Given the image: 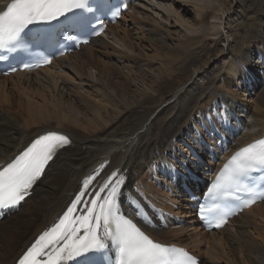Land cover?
Listing matches in <instances>:
<instances>
[{
  "label": "bare ground",
  "instance_id": "1",
  "mask_svg": "<svg viewBox=\"0 0 264 264\" xmlns=\"http://www.w3.org/2000/svg\"><path fill=\"white\" fill-rule=\"evenodd\" d=\"M141 6L151 7L156 17ZM126 13L131 14L128 17L133 21L138 16L147 19L145 29L159 35L156 38L161 43L166 39L174 41L173 47L135 42L125 26ZM208 16L211 23L198 26ZM121 19L109 26L103 36L81 46L80 51L85 49L83 55L76 50L34 73L0 76V163L45 132H62L71 141L47 165L32 194L18 210L0 220V264H14L34 236L63 210L80 179L104 163V176L116 170L126 176L123 191H131L130 183L136 181L144 193L173 213L174 219L166 218V228L156 221L154 228H148L155 239L189 248L201 264H264V201L217 231L202 234L196 225L185 232L188 221L175 216L181 212L165 203L169 198L157 184L146 181L150 162L167 163L168 154L174 149L189 152L181 141L187 140L192 124L199 121L204 126V121L211 118L210 112L217 111L225 100L237 102L233 111L243 125L233 148L264 135V89L255 98L248 97L255 79L264 81L262 63L263 73L259 70V76L248 68L251 48L257 49L261 61L264 59V0H138ZM240 28H248V35H240ZM160 30L167 36L163 37ZM141 37L139 40L145 39ZM239 44L245 48L238 49ZM107 48H112V52H106ZM110 53L119 57L113 64L99 58ZM114 75L122 80L121 89L114 87V81L112 85ZM38 80L46 85H39ZM132 81L137 86L140 83L142 90L135 89ZM40 86L48 88L49 98ZM240 88L245 89L240 92ZM62 91L83 95L80 100L84 106L79 101L74 103L79 109L88 107L91 111L92 118L86 126L73 115V109H62L61 101L55 98V92L62 95ZM244 91H249V95ZM240 94L249 104L238 101ZM94 120L101 127L97 134L91 126ZM202 150L205 157L206 150ZM183 154L184 158L188 156ZM195 165L200 171L205 169V165ZM172 192L183 195L177 188H172ZM184 207L192 214L187 203ZM232 223L237 227L227 229ZM197 239L205 243L204 248Z\"/></svg>",
  "mask_w": 264,
  "mask_h": 264
},
{
  "label": "snow or ice",
  "instance_id": "2",
  "mask_svg": "<svg viewBox=\"0 0 264 264\" xmlns=\"http://www.w3.org/2000/svg\"><path fill=\"white\" fill-rule=\"evenodd\" d=\"M93 11L90 0H8L0 7V50L16 48L31 25ZM78 22L70 21V26ZM64 38L75 39L71 35ZM70 143L67 135L49 131L34 139L6 166L0 165V209L16 207L24 201L49 162ZM103 167L100 165L82 181L80 192L63 215L19 256L16 264H101L98 257L105 251L114 252L112 264H197L196 257L187 250L155 241L123 214L119 195L126 178L118 170L106 177L89 201L82 199ZM255 173H264V138L230 156L205 193L206 198L213 199V207L202 208L201 215L214 212L215 227H221L232 213L225 212L219 201L231 200L248 207L257 198H264V185L260 189L254 186ZM81 204L86 210L79 208Z\"/></svg>",
  "mask_w": 264,
  "mask_h": 264
},
{
  "label": "rangeland",
  "instance_id": "3",
  "mask_svg": "<svg viewBox=\"0 0 264 264\" xmlns=\"http://www.w3.org/2000/svg\"><path fill=\"white\" fill-rule=\"evenodd\" d=\"M146 4H150L149 6H151V3H149L148 1L146 2ZM143 9H145V10H147L148 12H150V13H152V15L154 14V12L150 9L151 7H143V6H141ZM127 14V19H126V28H128L129 29V34H130V36L135 40V42L136 41H139L140 43H142V44H148V46H154V44L157 46V47H162V45H164V46H167V47H169V48H171V47H173V45L175 44L174 43V41H169V39H166L165 41L166 42H162L161 43V41H157V36H159V35H154L153 33H151V32H149V30L148 29H145V28H147L146 27V25H145V22L144 21H147V19L146 20H144L143 18H141V16L139 17L138 16V18L136 17V16H133V17H136V18H134L135 20L134 21H136V22H134L132 19H130V17H128V14L129 15H131L130 13H126ZM154 16L156 17V15L154 14ZM189 17H193V15L191 16V14H190V16ZM159 18V17H158ZM138 19H139V21H138ZM140 19H142V20H140ZM212 19L210 18V16H208L207 17V19L204 21V22H200L199 24H198V26H200V27H205L206 25H208L209 23H211L210 21H211ZM121 21H122V19H121ZM142 21V22H141ZM197 24H195L196 26H197ZM143 28V29H141V28ZM160 34L164 37H166L167 35L164 33V31L163 30H160ZM133 35V36H132ZM240 35H248V28L247 29H242V28H240ZM141 36H143L145 39L144 40H146V41H144L143 39H142V41L141 40H139V37L140 38H142ZM137 38H138V40H137ZM148 39V40H147ZM237 41H238V39H236ZM235 40V41H236ZM159 43H160V45H159ZM242 44H239L238 46H237V48L238 49H241L242 48ZM148 48V47H147ZM243 48H245V46L243 47ZM243 48H242V50H243ZM149 49V48H148ZM257 49L255 48V50H254V48H251V51H252V56L250 57V62H248V64H249V66H248V68H252L251 70H253L255 73H256V75L257 76H259L260 74H262L263 73V69H260V67H261V65L259 64V61H258V59H257V51H256ZM112 52V48L110 49V48H107L106 49V52ZM83 52H85V49H81V51L79 50V53L81 54V55H83L84 53ZM109 55H111V56H109ZM108 56H105V55H100L99 56V58L101 57V60L102 61H105V62H108V64H113L114 63V61L116 60V58H118L119 59V57H118V55H116V53H110ZM259 55V54H258ZM113 62V63H112ZM99 64H101V63H99ZM215 66V65H214ZM214 66H212V67H214ZM258 67V68H257ZM218 70H219V68H217ZM247 70V69H246ZM262 71V73L260 72V71ZM125 71L126 70H123V73H125ZM215 71V70H214ZM250 71V70H249ZM217 72V71H216ZM216 72H213L214 74L213 75H215L216 74ZM219 72V71H218ZM247 72V71H246ZM260 72V73H259ZM128 72H126L125 74H127ZM249 73V75H253V73H250V72H248ZM221 74V73H220ZM14 75V74H13ZM253 77V76H252ZM111 83H113L112 85L114 86V84H115V86L114 87H116L117 89H121V85H122V80L119 78V77H115V75L111 78ZM115 83H114V82ZM255 81H256V84H255V86L253 87V89L250 91L252 94H250L249 95V91H244V93H245V95L246 96H248V97H252V98H255L259 93H261V92H263L262 90L264 89V81L263 80H261V79H259L258 78V80H257V78L255 79ZM36 82V81H35ZM251 82H254V80L253 81H251ZM38 83H39V85H44L40 80H38ZM132 84L135 86L134 88L135 89H138V90H142V85L139 83V86H137L138 85V83L137 82H133L132 81ZM202 84H203V82H202ZM46 85V84H45ZM151 85V84H150ZM152 86V85H151ZM39 87V86H38ZM41 88H39V89H41L42 90V88H44L45 90H43V91H41L43 94H45V96L47 97V98H49V90H48V88L46 89V87H44V86H40ZM245 88H240L239 89V91L240 92H242L243 90H244ZM249 89H251V88H249ZM47 90V91H46ZM48 92V93H47ZM63 92V94L61 95L60 93L61 92H58V93H56L55 92V98H59V101H61V102H59V103H62L61 105H62V109L63 110H67V109H73V115L80 121V122H83L84 123V126H86L85 124H87L86 122L88 121V119H90V118H92V113H91V111L89 110V108L88 107H80L81 109H79V108H77L78 107V105L76 104V103H74L75 101L77 102V101H79V103H81V100H80V97L81 96H83V95H78L77 93H73L72 91H65V93H64V91H62ZM149 92V91H148ZM68 93V94H67ZM70 93V94H69ZM58 95V97H57V95ZM257 94V95H256ZM246 99V97L245 96H241V94H240V96L238 97V101H241L242 103H244V104H249V102H244V100L243 99ZM49 100V99H48ZM71 100H72V103H71ZM74 100V101H73ZM52 101V100H51ZM225 103H227V105L230 107V109L233 111V109H234V107H235V105H237V102H235V100H232V101H227V100H225L224 101ZM51 104H53V103H51ZM73 104H75V105H73ZM73 105V106H72ZM85 104L84 103H81V106H84ZM234 105V106H233ZM72 106V107H71ZM223 107V106H222ZM86 108V109H85ZM56 109H58V108H56ZM84 110H85V112H84ZM87 110H88V112H87ZM235 110V109H234ZM87 112V113H86ZM87 118V120H85ZM82 120V121H81ZM95 121V120H94ZM91 126H93V127H95V133L97 134V133H99L100 132V130H101V127H100V123H98V122H94V123H92L91 124ZM97 127V128H96ZM94 133V134H95ZM152 163H155V162H150L149 164H148V166H150V165H152ZM157 163V165H159L160 164V162H156ZM159 163V164H158ZM147 170H148V167H147ZM145 171V170H144ZM149 177V176H148ZM146 181L148 182V183H150V182H152L153 184H154V181L149 177V178H147L146 179ZM159 188L165 193V196H166V198L168 199L169 198V200H170V202H171V207L172 208H174V210H178V212L180 213V214H175V216H177V217H179V218H181V219H186L188 222H186L185 221V224H183V225H185L186 227H188L187 229H185V232H186V230H188V231H191L192 229L191 228H193L194 226H196V225H198L197 224V222L195 221H193L192 219H194L195 220V218H194V212H193V210H192V214L190 213V211L188 210V209H185V204L187 203L188 204V200H187V197L183 194V195H178L177 193H175V192H168L167 190H165L164 188H163V185L162 184H160V186H159ZM169 195V196H168ZM185 201V202H184ZM177 202V203H176ZM187 211V212H186ZM192 216H191V215ZM172 216H174L173 215V213L171 214ZM182 215V216H181ZM184 219V220H185ZM176 223L178 222V220H176L175 221ZM178 225H180V226H182V224H180V223H178ZM231 227L232 228H235V227H237V224L235 225V223H232V225H230V226H228V228L227 229H231ZM198 230H199V232H201L202 234L203 233H208V232H203L200 228H198ZM249 231H247V230H245V233L246 234H248L249 235V233H248ZM0 236H3V230L1 229V227H0ZM197 242H199V245H200V247H202V248H204L205 247V243H203V241L202 240H199V239H197ZM2 247V242L0 241V248ZM235 253H236V255L238 256V254H239V251H238V249L237 250H235ZM1 254V253H0ZM218 264H224V262H222V261H220V262H218Z\"/></svg>",
  "mask_w": 264,
  "mask_h": 264
}]
</instances>
